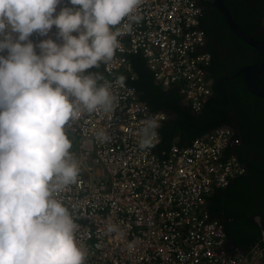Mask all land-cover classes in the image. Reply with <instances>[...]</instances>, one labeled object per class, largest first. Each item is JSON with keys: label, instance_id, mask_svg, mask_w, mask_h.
<instances>
[{"label": "built area", "instance_id": "1", "mask_svg": "<svg viewBox=\"0 0 264 264\" xmlns=\"http://www.w3.org/2000/svg\"><path fill=\"white\" fill-rule=\"evenodd\" d=\"M64 6H70L67 0L57 13ZM138 14L143 19L118 38L121 47L113 61L88 70L103 74L100 83L111 85L115 110L84 114L68 131L81 183L58 198L78 225L85 264H264L263 231L252 246L234 247L207 209L214 193L247 174L234 153L241 142L232 128L219 126L185 146L159 150V129L168 116L151 111L131 85L137 76L129 56L140 55L157 86L175 89L193 114L202 110L213 86L202 8L197 0H144ZM56 32L53 26L47 37L30 39L61 43ZM120 75L127 78L123 87L116 82ZM154 117L161 124L159 142L141 150L139 130ZM100 131L108 133V142L96 139ZM109 225L117 231L109 233Z\"/></svg>", "mask_w": 264, "mask_h": 264}, {"label": "clouds", "instance_id": "2", "mask_svg": "<svg viewBox=\"0 0 264 264\" xmlns=\"http://www.w3.org/2000/svg\"><path fill=\"white\" fill-rule=\"evenodd\" d=\"M61 3L0 0V264H85L78 225L58 198L81 183L68 131L84 114L115 110L111 85L88 70L110 64L118 38L143 19L144 0H67L57 13ZM53 26L61 43L30 39ZM160 126L155 117L144 121L141 150L156 146ZM96 139L110 136L100 131Z\"/></svg>", "mask_w": 264, "mask_h": 264}, {"label": "trees", "instance_id": "3", "mask_svg": "<svg viewBox=\"0 0 264 264\" xmlns=\"http://www.w3.org/2000/svg\"><path fill=\"white\" fill-rule=\"evenodd\" d=\"M244 0H224L233 21L248 36L255 34V39L264 42V30L257 33L260 20L264 18V6L260 9L248 7ZM213 11L214 31L220 45L231 52L232 59L210 63L208 74L213 81L212 96L198 114H193L182 105V99L175 89L163 91L157 86L151 73L140 55L129 56L136 80L135 87L140 101L147 104L151 111H163L174 114V119H167L159 129L161 138L159 150L168 149L173 143L185 146L193 139L205 135L208 130L228 125L230 112L234 111L241 118V127L246 128L240 140L248 154L238 159L246 163L248 173L233 181L227 188L214 193L208 200L207 209L213 218L220 220L227 237L237 247L246 249L259 238L261 229L255 219L264 227V99L252 95L245 88L242 75H235L244 66L264 61V54L238 39L229 29L222 17L219 28ZM200 27L205 34L213 36L212 30ZM212 55V52L208 50ZM247 54V57L241 56ZM225 72V76L221 74ZM227 77V78H226ZM256 85L264 90V73L256 80ZM243 130V129H242ZM249 137V138H248ZM245 162V163H244Z\"/></svg>", "mask_w": 264, "mask_h": 264}, {"label": "flooded vegetation", "instance_id": "4", "mask_svg": "<svg viewBox=\"0 0 264 264\" xmlns=\"http://www.w3.org/2000/svg\"><path fill=\"white\" fill-rule=\"evenodd\" d=\"M212 2H213V0H197V3L202 8V18L201 19L203 20V26L211 29L212 33H213V36L205 34L204 49L207 52H208V50H210L212 52V55L209 53L211 56L212 62L216 63L217 61H223L224 59H227L228 62H230L231 60H233L232 56H231V52L226 51L222 48V46L219 43L217 36L215 35V31H214L215 28H214L212 15H213V11L216 10V8L212 6ZM243 2L248 7L255 8V9H260L261 7L264 6V0H244ZM214 17L218 22H220L219 18L222 17V15L216 10V13H214ZM260 24H261V26L258 29L257 33L264 30V18L262 20H260ZM218 27L223 28L221 22L218 24ZM241 56L247 57V54H242ZM221 74H223L225 76V72L221 71ZM234 76L235 75H233L231 77H234ZM241 122L242 121H241L240 116L238 114H236L234 111H231L230 116L228 118V125H225V126L232 128L235 135L238 138H240V135L244 134V132L246 131V128H244L243 126L241 127V125H240ZM240 142H241L240 146L238 148L234 149V153L236 154L237 157L240 154L245 158V161H246L247 157L253 158L256 156L255 152L254 153L250 152L248 154V152H246L244 150V146H243L241 140H240ZM247 173H248V171H247ZM231 184H233V182Z\"/></svg>", "mask_w": 264, "mask_h": 264}, {"label": "water", "instance_id": "5", "mask_svg": "<svg viewBox=\"0 0 264 264\" xmlns=\"http://www.w3.org/2000/svg\"><path fill=\"white\" fill-rule=\"evenodd\" d=\"M212 6L215 7L216 10L222 15V17H223L225 23L227 24V26L229 27L230 31L238 39H240L242 42L247 44L249 47H251L257 51H260L261 53L264 54V42L256 40L255 34L248 36L247 34H245L243 31H241L239 29V27L233 21L228 9L225 7L224 0H213ZM263 73H264V61L259 62V63H255V64L250 65V66H244V67L240 68L234 77L242 75L243 82H244V85H245V88L247 89V91L257 98L264 99V90L260 89L256 85L257 78L260 75H262ZM182 105L188 107L184 100H182ZM166 114H167L169 119L175 118L174 114H169V113H166ZM209 131H210V129L208 130V132ZM245 166H246V164H245ZM246 168H247V166H246ZM259 226H260L261 231L264 232V227H263L261 222L259 223ZM229 241H230L231 245H233L234 247H237L233 240L229 239Z\"/></svg>", "mask_w": 264, "mask_h": 264}]
</instances>
